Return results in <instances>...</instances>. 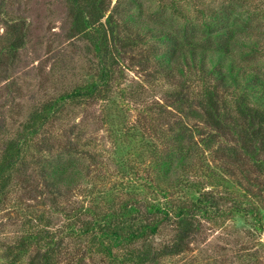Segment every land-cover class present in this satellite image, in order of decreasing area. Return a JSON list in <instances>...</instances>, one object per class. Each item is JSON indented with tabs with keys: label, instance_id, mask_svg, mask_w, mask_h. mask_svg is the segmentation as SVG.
Listing matches in <instances>:
<instances>
[{
	"label": "trees",
	"instance_id": "trees-1",
	"mask_svg": "<svg viewBox=\"0 0 264 264\" xmlns=\"http://www.w3.org/2000/svg\"><path fill=\"white\" fill-rule=\"evenodd\" d=\"M157 1L161 8L172 5L184 27L170 26L163 12L149 17L140 0H68L70 38L93 53L95 73L44 100L13 134L0 135V208L13 202V192H19V209H25L22 201L39 199L23 214L22 234L4 244L2 264H97L95 257L101 264H161L188 251L203 219L241 214L264 229L262 205L251 195L239 199L230 188L215 189L235 169L254 168L256 177L246 172L253 185L264 177V63L258 60L264 57V26L250 27L252 14L258 20L264 15V0H222L207 7L201 0H181L195 8L193 15L187 4L185 11L180 2ZM5 25L0 79L9 77L27 35L23 22ZM127 60L152 70L150 76L167 89L163 101L143 108L144 118L128 115L135 92L123 87ZM97 103L109 137L132 144L127 159L144 164L146 175L125 160L118 163L119 181L110 185L111 160L79 139L61 137L71 116L68 105L85 111ZM165 120L166 128L159 129ZM55 126L59 134L50 143ZM79 129L71 127L69 135ZM80 153L88 155L90 172L75 169ZM217 161L228 168L213 166ZM80 189L84 196L97 194L71 203ZM57 215L63 220L55 226ZM165 227L173 237L159 246L154 238Z\"/></svg>",
	"mask_w": 264,
	"mask_h": 264
},
{
	"label": "rangeland",
	"instance_id": "rangeland-1",
	"mask_svg": "<svg viewBox=\"0 0 264 264\" xmlns=\"http://www.w3.org/2000/svg\"><path fill=\"white\" fill-rule=\"evenodd\" d=\"M140 1L144 10L150 15L149 17L155 18V15L158 16L163 12V17L167 19L170 26L184 27V20L173 17L172 5H168L165 9L160 7L157 0ZM220 1L222 0H201V6H215ZM176 2H180V5L183 4L182 8L185 11L189 10L186 7L187 4L190 14H195V8L186 1L170 0V3L175 4ZM248 8V6L244 7V9ZM0 12L3 13L0 15V45L4 38L5 22L7 21L23 22V28L27 34L26 44L20 49L19 57L10 71L9 77L0 79V135L5 137L13 134L18 125L44 100L89 80L95 73L96 59L93 53H90L86 48L84 42L70 38L68 0H0ZM252 17L250 27L256 29V27L264 26V15H260L259 20L255 18L254 14ZM258 60L262 67L264 57ZM127 64L129 65L124 69L126 81L123 87L135 92L130 99L128 115H130V120L141 118V116L144 118L143 108L155 100L163 101L167 89L150 76L153 75L151 74L152 70L146 71L141 67H136L129 60H127ZM113 97L117 101L121 100L118 91L114 93ZM100 104L90 105L85 111L68 105L67 115L71 116L64 120L65 127L62 128L60 135L63 139L68 136L73 140L79 139L85 149L99 151L105 158L111 160L110 170L115 174L110 179V185H112L120 179L118 163L129 161L130 152L134 147L128 142L119 143L109 137V127L102 120ZM144 120L149 123L148 119ZM166 122L167 120L159 129H165ZM75 126L76 130L80 127V133L75 135V130L69 135V129ZM52 129V132L47 136L51 140L50 143L53 142V136L59 134V128L55 126ZM153 140L158 141L156 138ZM137 141L139 139H136V143H138ZM87 158L88 155L81 156V153L75 155V169H81V171L79 170L81 173L90 172V169L87 168ZM212 158H215V155H212ZM129 162L146 175L144 164L133 159ZM218 163L213 166L228 168L224 164ZM250 168L252 167H249L247 171L235 169L233 171L235 174L227 177V182L223 181V184L215 189L223 191L230 188L233 190L232 195L239 199H244L243 194L251 195L249 199L253 203L262 205L261 226L264 227V177L259 178L253 185L255 178L252 177L253 179L249 182L246 172L250 171L254 177H256V172L254 168L251 170ZM225 169L221 167L219 173L225 175ZM181 174L178 171L173 176ZM90 175L92 180H96L95 172ZM187 176L191 181L199 180L194 175ZM84 179L79 182L82 183ZM200 179L205 186L208 184L203 178ZM84 185L83 182L82 188ZM89 186H92V183H89ZM101 187H104L103 183L99 184V188ZM95 190L97 192L99 189ZM81 192L83 189L73 195L71 203H79L78 201L83 200L88 202L97 194L84 196L81 195ZM145 194L149 195L150 190L145 189ZM11 197L13 202L0 208V264H2L1 259L3 260L7 253L4 244L22 234L23 214L26 213L30 205L39 203V199L32 197L28 201H22L25 209H19V192H13ZM45 207L48 210L47 205ZM56 219H59L55 221V226H58L63 217L57 215ZM201 223V230L192 238L188 251L177 256L167 257L161 264H264V229L259 228L260 225L251 216L235 214L227 219H203ZM172 237L171 228L165 227L155 236L154 241L161 246L169 242ZM87 260L92 259L87 258ZM93 260L98 262L97 264H101L100 257H95ZM26 261L27 259L22 264H26Z\"/></svg>",
	"mask_w": 264,
	"mask_h": 264
}]
</instances>
